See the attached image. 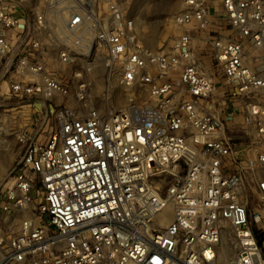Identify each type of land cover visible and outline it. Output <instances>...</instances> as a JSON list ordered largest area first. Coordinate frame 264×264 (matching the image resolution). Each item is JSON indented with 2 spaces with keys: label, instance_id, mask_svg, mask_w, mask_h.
I'll use <instances>...</instances> for the list:
<instances>
[{
  "label": "built area",
  "instance_id": "obj_1",
  "mask_svg": "<svg viewBox=\"0 0 264 264\" xmlns=\"http://www.w3.org/2000/svg\"><path fill=\"white\" fill-rule=\"evenodd\" d=\"M182 3L181 33L155 49L118 0H0V95H67L57 66L94 46L128 92L107 113L61 110L27 143L0 189V264H219L226 224L225 264H264V76L245 60L247 41L264 44V0ZM227 104L254 127L245 145Z\"/></svg>",
  "mask_w": 264,
  "mask_h": 264
},
{
  "label": "rangeland",
  "instance_id": "obj_2",
  "mask_svg": "<svg viewBox=\"0 0 264 264\" xmlns=\"http://www.w3.org/2000/svg\"><path fill=\"white\" fill-rule=\"evenodd\" d=\"M118 1L126 13L134 17L140 39L150 48L157 49L170 45L182 31V28L176 25L174 16L183 8V0ZM44 3L45 0H32L34 8ZM220 20V15L214 13L212 21L214 27ZM245 60L264 76V45L260 48L247 41ZM57 68L59 78L69 90L65 96H57L46 101L33 97L19 104L7 94L0 95V189L6 186L10 170L21 159L27 143L38 138L43 139L57 130L61 110L86 112L94 107L107 113L128 102V92L117 84V71L107 65V56L101 47L94 46L90 55L78 51L70 63L59 65ZM220 72L221 66L217 67L218 78H221ZM4 91L6 85L2 92ZM260 104L264 108V92ZM234 112L236 117L229 121L230 126H235L236 132L239 131L240 136L242 135L241 137L234 135L236 140L233 141L238 144L249 140V132L252 133L254 127L245 122L243 108H237ZM245 184L249 195L252 196L250 207L253 212L258 200L254 193H251V189H256L251 171L247 172ZM16 219L19 221L20 215H16ZM234 252L235 244L232 242L229 258Z\"/></svg>",
  "mask_w": 264,
  "mask_h": 264
},
{
  "label": "bare ground",
  "instance_id": "obj_3",
  "mask_svg": "<svg viewBox=\"0 0 264 264\" xmlns=\"http://www.w3.org/2000/svg\"><path fill=\"white\" fill-rule=\"evenodd\" d=\"M264 45V44H263ZM258 47H262V46H258ZM172 214L170 209H167L166 214H164L161 218H160V223L161 224H167L168 221L170 220ZM231 235V228L228 224H226L224 226L223 229V236L220 242V245L218 247V254H217V260L219 262V264H225V262L232 258L233 256H231L229 258V255L232 251V239L230 238ZM231 242V243H230ZM234 246V245H233ZM234 255V254H233Z\"/></svg>",
  "mask_w": 264,
  "mask_h": 264
},
{
  "label": "crops",
  "instance_id": "obj_4",
  "mask_svg": "<svg viewBox=\"0 0 264 264\" xmlns=\"http://www.w3.org/2000/svg\"><path fill=\"white\" fill-rule=\"evenodd\" d=\"M232 111V109L229 107V104H227L226 106H225V110H224V112H221L222 113V116H223V118H225V119H227V127H228V138H231V140L233 141H235L236 140V138H235V136H237V137H239L240 136V133H239V131L238 132H236V128H235V126H233V127H231L230 126V121L229 120H233V118L234 117H236V113H235V116H232V117H230L229 116V112H231ZM235 135V136H234ZM242 136V135H241ZM240 136V137H241ZM233 141V142H234ZM246 142H247V140H244V142L242 141L241 143H235L236 145H245L246 144Z\"/></svg>",
  "mask_w": 264,
  "mask_h": 264
}]
</instances>
